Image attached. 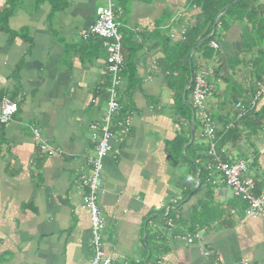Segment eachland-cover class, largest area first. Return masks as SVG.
Returning <instances> with one entry per match:
<instances>
[{"label":"crops","instance_id":"obj_1","mask_svg":"<svg viewBox=\"0 0 264 264\" xmlns=\"http://www.w3.org/2000/svg\"><path fill=\"white\" fill-rule=\"evenodd\" d=\"M99 1L68 0L65 10L50 18L48 3L35 12L26 5L9 23L15 30L24 27L27 34L9 42L0 32V93L18 103L13 118L0 123V264H90L91 226L82 208V179L91 172L89 160L95 157L90 125L100 121L107 108V52L100 40L67 41L63 30L76 21L88 28ZM237 1L131 4L124 26L133 47L140 45L130 56L135 76H121L128 68L131 46L126 41V48L121 40L123 68L127 67L120 71L122 88H116L120 109L112 120L110 151L102 159L103 191L98 196L109 264H149L150 258L151 264H264V213L248 214L247 201L225 184L215 159L206 156L214 143L223 160L226 151L252 133L240 124L234 134L239 140L230 136L218 146L219 138L213 136L222 130V121L213 141L199 138L195 148L194 137L189 139L184 148L192 144L191 152L209 159L204 165L207 175L199 180V169L193 172L190 163L180 161V112L172 113L178 94L165 83L172 71L170 60H178L180 53L165 50L158 40L163 35L173 45L186 37L199 39L211 25L218 47L210 44L214 54L206 59L201 53L195 69L196 73L211 68L207 78L218 84L207 99L215 100L209 112L224 101L227 76L248 100L255 76H264V0H248L234 8ZM212 11H218L213 22L202 28ZM201 42L204 39L190 52L192 58ZM98 49L104 51L103 59L91 53ZM232 60L240 62L233 67ZM240 70L245 80L237 84ZM232 90L237 96L235 86ZM239 160L248 163L255 194L264 196V151L254 149L251 158ZM185 194L189 196L180 203ZM208 198L222 206L209 209L213 214L194 213ZM154 218L161 223L156 225ZM189 235H194L192 243L187 242Z\"/></svg>","mask_w":264,"mask_h":264},{"label":"built area","instance_id":"obj_2","mask_svg":"<svg viewBox=\"0 0 264 264\" xmlns=\"http://www.w3.org/2000/svg\"><path fill=\"white\" fill-rule=\"evenodd\" d=\"M112 1L106 0L96 10V17L92 24L83 33V39L99 38L107 52L106 72L109 75V84L106 88L108 93L107 108L104 117L100 121L91 123V139L95 144V157L91 158V172L82 179L85 188L83 193L82 208L89 214L91 237L90 246L92 257L90 264H109L111 261L104 252L103 233L106 221L101 209L98 206V196L102 193L101 169L102 159L109 153L111 148L112 120L119 113V103L117 100L116 88L121 84L120 71L123 68L122 42L118 32V25L114 22V12ZM211 46L217 48L216 41H211ZM212 73L211 69L197 71L193 75L191 84V97L193 99L192 108L197 110V115L202 117L205 129L200 136L207 138L213 136L215 128L211 123L210 115L204 110L203 100H207L212 95V87L207 81V77ZM264 80V77H263ZM258 89L252 97L251 104L264 93V84H257ZM237 118L245 114V110L240 102L235 103ZM18 110V103L8 97H2L0 101V123H8ZM232 123L228 124L231 127ZM37 136L38 130H33ZM207 153L215 159V169L221 173L226 185L232 187L235 194L248 203V211L252 217L264 213V196L255 194V183L247 176L248 163L239 160L234 163L221 160L216 153L215 144L210 143ZM52 154V152H50ZM159 208V207H157ZM171 226V220L167 222ZM194 235L187 237V242L192 243Z\"/></svg>","mask_w":264,"mask_h":264},{"label":"trees","instance_id":"obj_3","mask_svg":"<svg viewBox=\"0 0 264 264\" xmlns=\"http://www.w3.org/2000/svg\"><path fill=\"white\" fill-rule=\"evenodd\" d=\"M192 1H199L200 0H192ZM235 0H230V2H234ZM248 0H239L236 2L235 7H241L243 5H245L247 3ZM229 2V3H230ZM42 3H48L50 5V13H49V18L52 17L54 12H62L63 10H65V8L68 5V0H4L3 2L1 1L0 3V32L2 34V36H6L7 40L9 42H12L13 39L16 36L22 37L27 33H24V27L20 28L19 30H15L12 29L10 27V19L15 16V14L17 13L18 9H23L24 6L26 5H30L32 7V10L35 12L37 11L36 9L39 8V6ZM213 12V11H212ZM218 11L213 12V15L211 14V19H207L206 18V23L202 26V28L206 25V24H210L211 22H213L214 17L217 15ZM239 13V12H237ZM209 16V15H208ZM201 28V29H202ZM200 29V30H201ZM193 34H195V31H193ZM191 35V33H190ZM196 35V34H195ZM193 37V36H191ZM90 40H100L101 42L102 39L99 38H89ZM87 39V40H89ZM205 39L204 42L208 43L210 46L211 41H215V33H212V27L211 25L208 27L207 31L205 32V34L203 36H201L199 39H197V37L195 36L194 40L193 38L190 37H186L185 40L180 41V51L176 52V53H180L179 54V58L178 60L174 59L171 63V67L175 66V69L178 73V75L176 76L177 78L173 80V83L170 84L168 83V87L172 90V91H176V93L178 94V100L180 102L181 105L187 106V101H186V97L185 100H183V92L185 87L187 86V84L189 83V79H190V74L192 72V74L194 75L195 73V69H196V63H194L193 58L190 56V52L192 50V48L195 46V44L201 40ZM84 41V39H83ZM200 45L196 47V49H199ZM131 58V57H130ZM128 59L130 60V62L128 63V68L127 70H130V72L128 73V71L123 70L121 71V76L123 77H133L135 76V72H134V68L131 64L132 59ZM180 62V63H179ZM240 61H231V66H235L236 64H238ZM125 66V64H124ZM127 66H125L123 69H125ZM174 70L172 71V73L174 72ZM170 72V74L168 75V77L172 74ZM212 74H210L209 76H211ZM208 76V77H209ZM264 76H261L260 73L257 74L255 76V82H254V86L252 87V89H250L249 91V95H251V98H248V100H244L243 98H241V94H242V90H240V87L238 85L235 84L233 77L231 76H227V80H226V85L228 86L227 90L228 91H224V101L222 103H220V110H218L219 113H222V115L220 116V118H222L221 120L223 121V127L222 130L219 132H216L215 135V139L219 138V144L218 146H222L223 144H225L226 139L229 140L230 136L234 137V140H239L240 137H236L234 134H236L238 132V128L239 125L241 124L242 126H245L248 130V133H254L257 132L259 130L264 129V104L262 105V98L264 96V93L261 95V97L256 101L255 104H251L252 101V97L253 95L256 93L258 87L257 84H264V80H263ZM209 78H207V81ZM210 83V82H209ZM212 87V94L214 93L213 91V85H215L214 83L211 84ZM234 86L237 89V96H235V94L233 93V88ZM218 88V86H217ZM191 91V86L187 91V94ZM2 93H0V99L2 97L1 95ZM186 94V95H187ZM233 97V99H232ZM250 97V96H249ZM231 101L233 102V105H231ZM240 102L242 104V107L245 110V114L241 117V118H237V110L235 109V103ZM261 103V105H260ZM259 106V107H258ZM231 107V108H230ZM192 109V106H191ZM226 111L227 113H223V111ZM193 112V111H192ZM211 115V112H208ZM226 114V116H225ZM231 115V120H227ZM180 118H182V120L186 119V114L185 112L180 108ZM221 121V122H222ZM220 122V123H221ZM233 123V127L231 129H228L227 123L229 124ZM190 124V123H189ZM201 134V132H200ZM195 137V135H194ZM221 137V138H220ZM190 139L189 136V132H188V136L185 138L182 134H180V155H181V149L182 147L188 143ZM2 142L0 141V146H1ZM192 146V144L190 145ZM195 148H199V146L196 145ZM192 150V149H191ZM185 153H187V150L185 151ZM207 157L209 156L208 153H206ZM1 155V153H0ZM190 158H191V162H195L196 163V158H199L198 156H196L194 154V152H190L189 154ZM203 157H206L205 155H202ZM211 157V156H210ZM201 158V157H200ZM199 180L202 181V178L205 179L206 177V172L203 171L201 172L199 169ZM202 175V178H201ZM192 191V190H191Z\"/></svg>","mask_w":264,"mask_h":264},{"label":"rangeland","instance_id":"obj_4","mask_svg":"<svg viewBox=\"0 0 264 264\" xmlns=\"http://www.w3.org/2000/svg\"><path fill=\"white\" fill-rule=\"evenodd\" d=\"M102 1H106V0H100L99 2H101V3L98 5H100V6L103 5ZM111 1L113 4L112 7H113V12H114V22L118 25V32H119V35L121 37V40H123V43H124L126 48H127V42L126 41H129V43L131 45L130 50H129L130 52L128 54L129 58H130V56L132 57L134 54H136L135 51L139 49L140 45L138 44V45L133 47V45H134L133 42L131 43L128 36H127L129 34V30L127 29V27L124 26V24H125V22L128 23L129 15H130L131 10H132L131 9L132 2L138 1V0H111ZM129 10H130V13L128 14ZM70 27H71V29H69ZM70 27L68 29L63 30V35H66L67 41L72 39L73 42L76 44L79 43L80 41H82L83 40L82 35L87 30V28L85 29L78 21H76V23ZM82 29H83V31L80 33V30H82ZM218 31H220V28L218 29ZM151 37H153V35H151ZM216 38H220L219 35H216ZM158 40L163 44V46H165L164 47L165 50L167 49L170 51L171 48H174V51H172V53L173 52L176 53V51L178 49H180V42L171 45L172 40L169 37L164 38L163 35H160V37H158ZM204 41H205V39H204ZM131 47H133V49H131ZM88 50H91V49L88 48ZM126 51H127V49H126ZM216 51L217 50H215V52ZM91 53H94L95 56L99 57V59H103L104 51L102 49H98L97 51H94V52L91 51ZM201 53H204V54H201ZM200 54L205 56L206 59H209L214 54V50L209 46L208 43L201 42L200 48L197 49L196 52H194V57H193L194 63H196V61H197L196 58L198 56H201ZM168 60L163 61V62H169ZM173 60L174 59L170 60V62L172 63ZM217 62H218V60L216 61L215 66H216ZM171 69L173 71L175 69V66H172ZM212 69H213V67H212ZM172 71H171V73H172ZM177 75H178L177 71L174 70V72L169 77L166 78L165 83L172 84L173 80L177 78L176 77ZM235 79H237V81H239L237 84H240L242 81L245 80V73L242 70L238 71L235 75ZM217 86H218V84L213 85V89L214 88L217 89ZM119 87H120V85H119ZM219 87H221L220 84H219ZM121 88H122V86L119 89H121ZM183 96H184V94H183ZM232 99H233V97H232ZM183 100H184V98H183ZM172 101H175V100L173 99ZM186 101H187V106L181 105L178 99L172 105V108H173L172 113H179L180 108H181L186 114V119L182 120V118H180V134H182L184 137H187L188 132H189V136L191 137V130L193 128L194 135H195L193 145H195V146L197 144H199V138H200V141H202L204 143H205V141H207L208 143L210 141H213L211 139V137H207L205 139L198 137L199 136L198 134L200 132L204 131L205 124H204L202 117H199L197 115V110H195L193 108L191 109V106L193 104V99L191 97V91L186 95ZM212 102H215V100L212 97L209 100H203L202 105H203L205 111L209 112V109L211 107L210 104ZM231 103H232L231 105H233L232 101H231ZM212 107L214 108V110H211L212 116H210V119H211V123L213 124L215 131H216L217 125L220 124V122L222 121L219 118V113H218V110H220L219 109L220 105H218L217 107H215V106H212ZM168 108H167V111L169 110ZM167 113H169V111ZM177 116L180 117V113ZM181 123L185 124L187 127L183 126ZM227 127H228V123H227L226 128ZM232 127H228V129H231ZM255 133H257V134H255ZM255 133H252V134H249L248 136L243 137L239 141V143L234 145L233 148H230L228 151H226L224 153L225 159H223V160L228 161L230 163H234V162H237L239 159H245L246 160L247 158H251L252 154L254 153V149H256V151H264V130H259ZM253 134H255V135H253ZM213 137L215 138V135ZM184 147L185 146H183L181 149L180 161L183 160V161H186L188 164L190 163V165H188V164L187 165L190 166V170L193 172L194 171L196 172L197 168L200 169L201 172L205 171L204 165H205V163L208 162L209 159L201 156V158L200 157L196 158V163L195 162L192 163L189 154L191 152V149L193 150V146L189 145V147H187L185 149V150H187V153L183 152ZM186 166L184 168L187 170ZM216 177L217 176L215 175L214 178H216ZM210 192H212L214 194L212 188H210ZM188 196H189V194L188 195L185 194L184 197H181L180 203L182 202V200L184 198L187 199ZM221 206H222L221 204L216 203V201L212 200V198L202 199L200 206L199 205L197 206V209H195L194 213L200 214V210H204V211L206 210L202 214H213V212H211L209 209L218 208ZM195 217H197V216H195ZM154 220H155L156 225L161 223V219H159V218H154ZM204 220L209 221V219H207V218H204L203 221ZM202 224L205 225V222H202ZM153 254L155 255V253H153ZM151 262H152V259L150 258L149 264H151Z\"/></svg>","mask_w":264,"mask_h":264},{"label":"water","instance_id":"obj_5","mask_svg":"<svg viewBox=\"0 0 264 264\" xmlns=\"http://www.w3.org/2000/svg\"><path fill=\"white\" fill-rule=\"evenodd\" d=\"M194 50V49H193ZM192 79H193V74H192V72H191V74H190V79H189V83L187 84V86L185 87V89H184V96H183V98H184V100H185V97H186V94H187V91H188V89L190 88V86H191V84H192ZM195 122V121H194ZM193 137H194V131H193V128H192V130H191V137H190V142H192V140H193ZM185 149V148H184ZM197 178V177H196Z\"/></svg>","mask_w":264,"mask_h":264}]
</instances>
